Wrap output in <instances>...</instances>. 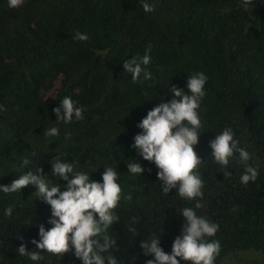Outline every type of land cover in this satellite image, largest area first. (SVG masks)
<instances>
[{
	"label": "trees",
	"instance_id": "obj_1",
	"mask_svg": "<svg viewBox=\"0 0 264 264\" xmlns=\"http://www.w3.org/2000/svg\"><path fill=\"white\" fill-rule=\"evenodd\" d=\"M148 2L155 11L145 13L139 0H24L16 9L0 0V184L38 166L50 173L61 153L96 181L103 166L115 167L122 199L119 221L109 229L117 241L112 254L119 264H146L153 257L144 255L140 242L154 232H161V246L170 253L184 223L179 210L194 201L181 200L176 189L163 195L156 166L130 145L141 131L138 122L172 98L168 87L187 91L188 74L203 72L204 132L195 151L206 163L200 169L204 207L197 213L219 225L210 238L221 244L215 264H264V0ZM77 32L88 40H74ZM148 49L152 79L133 83L123 63ZM60 77V89L48 98ZM64 96L84 107L83 120L55 121L52 110ZM53 126L59 135L46 136ZM227 126L253 155L250 163L260 173L254 183L240 182L242 163L227 166L233 174L226 177L210 157L209 141ZM133 158L152 171L129 174L126 163ZM35 191L29 185L0 192V264H81L72 251L57 259L31 243L39 240L40 224L52 227L50 205ZM9 206L13 213L5 216ZM129 226L141 236L135 239ZM21 244L44 259L20 256Z\"/></svg>",
	"mask_w": 264,
	"mask_h": 264
},
{
	"label": "clouds",
	"instance_id": "obj_2",
	"mask_svg": "<svg viewBox=\"0 0 264 264\" xmlns=\"http://www.w3.org/2000/svg\"><path fill=\"white\" fill-rule=\"evenodd\" d=\"M23 3L24 0H7L10 9H16ZM242 3L251 5L253 0H242ZM139 4L145 13L155 11L154 5L148 0H139ZM73 39L86 41L88 36L86 33L77 32ZM149 53L150 49L146 50L142 57L133 56L124 61V72L130 74L133 83L152 79L148 67L151 63ZM207 79L205 73L193 72L188 74L185 85L187 91L176 85L168 87L172 98L154 106L138 122L137 127L141 131L134 136L130 145L138 157L156 166L159 188L163 195L167 196L171 190L176 189V194L181 200L194 201V207H183L179 210L184 223L180 233L173 240L170 253L165 252L161 246V232H154L147 239L143 238L140 247L144 255L153 257L147 260L146 264H215L221 251L220 242L210 239L215 237L219 225L197 213V209L204 207V180L200 169L206 160H202L197 154L195 146L204 132L200 108L207 95ZM60 80L61 77L54 89L47 94L48 98H52L60 89ZM3 110L4 106L0 105V111ZM52 111L55 121L71 124L73 121L84 119L85 109L71 96H64ZM44 134L48 137L58 136L59 129L53 126ZM209 147L212 150V161L226 177L233 174L228 171L227 166L233 167L235 162L244 165V171L239 177L243 185L257 181L259 168L250 163L253 155L241 145L232 127H224L217 133L215 138L209 141ZM63 155L64 153H61L51 162L50 173H45L38 166L35 172H23L11 183L0 184V192H21L22 188L33 185L36 188V197L50 205L51 216L48 223L52 227L46 230L44 224H40L39 240L31 241L38 249L57 259L72 251L81 264H119L116 256L112 254L117 247V241L109 234V229L119 221L116 213L122 199L119 173L115 167L105 165L101 180L96 181L91 179L88 171H75L73 164L61 159ZM37 158L39 156L34 160ZM24 163L27 165L29 161ZM126 164L127 172L132 176H141L145 171H152L151 168L145 169L134 158ZM48 174L58 182H50ZM61 180L66 183L61 184ZM130 198L129 196L128 199ZM12 213L11 206L4 210L5 216H11ZM128 231L135 239L141 236L133 226H129ZM16 251L33 262L44 259L40 251H29L24 244Z\"/></svg>",
	"mask_w": 264,
	"mask_h": 264
}]
</instances>
